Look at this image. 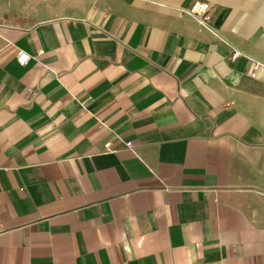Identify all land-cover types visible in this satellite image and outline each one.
<instances>
[{
	"label": "crops",
	"instance_id": "crops-1",
	"mask_svg": "<svg viewBox=\"0 0 264 264\" xmlns=\"http://www.w3.org/2000/svg\"><path fill=\"white\" fill-rule=\"evenodd\" d=\"M0 24V264H264V69L229 58L264 64V0H0Z\"/></svg>",
	"mask_w": 264,
	"mask_h": 264
},
{
	"label": "built area",
	"instance_id": "built-area-1",
	"mask_svg": "<svg viewBox=\"0 0 264 264\" xmlns=\"http://www.w3.org/2000/svg\"><path fill=\"white\" fill-rule=\"evenodd\" d=\"M212 12H213L212 7L208 3H195L189 9L184 10L183 14L191 17L201 27L212 32L211 27H210ZM5 26L7 25L0 24V27H5ZM229 58L231 61H235L238 58L246 59L250 63L251 68L253 70V72L251 73L252 78H256L257 69H264L263 63L254 61L253 59H251L250 57H248L247 55L243 54L242 52H240L239 50L235 48H230ZM30 59H31V56L29 54L23 51H18L17 56H16V62L19 65H25L28 61H30ZM125 147L134 153L133 145L131 142L125 143ZM104 150L106 152L111 151L110 143L104 144Z\"/></svg>",
	"mask_w": 264,
	"mask_h": 264
}]
</instances>
